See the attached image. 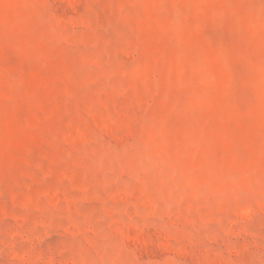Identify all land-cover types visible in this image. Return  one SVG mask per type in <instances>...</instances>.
Returning a JSON list of instances; mask_svg holds the SVG:
<instances>
[{"label":"rangeland","instance_id":"rangeland-1","mask_svg":"<svg viewBox=\"0 0 264 264\" xmlns=\"http://www.w3.org/2000/svg\"><path fill=\"white\" fill-rule=\"evenodd\" d=\"M0 264H264V0H0Z\"/></svg>","mask_w":264,"mask_h":264}]
</instances>
